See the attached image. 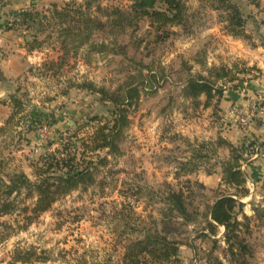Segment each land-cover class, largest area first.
I'll return each mask as SVG.
<instances>
[{
  "label": "rangeland",
  "instance_id": "obj_1",
  "mask_svg": "<svg viewBox=\"0 0 264 264\" xmlns=\"http://www.w3.org/2000/svg\"><path fill=\"white\" fill-rule=\"evenodd\" d=\"M98 1L105 9L117 8L125 12L131 11L134 3V0ZM184 1L188 14L194 15L189 30L179 25L158 30L148 19H142L135 32L129 30L118 39L120 46H126L127 57L115 51L88 54L85 45L76 56L70 54L58 74L49 68L45 71L42 66L44 62L57 60L62 52L54 37L56 33L50 34V26L37 34L42 45L34 50L39 52L32 53L33 60L24 65L23 73L17 79L12 78L14 81L3 84L15 87L13 92L19 88L21 95L27 94L24 97L26 109L17 116L14 123L17 125L0 136V159L6 158L10 168L23 170L31 179H35L32 163L46 153L49 145L53 149L67 143L81 146L97 125L92 117L108 115L107 105L111 104H102L97 92L78 88L77 84L88 81L97 87L116 91L129 79L143 77V82H139L143 85L139 98L128 107L130 124L125 128L121 152L108 155V168L99 175L100 182L59 199L51 209L31 221L27 217L32 215L31 212L0 215V264H9L17 249L31 247H36L42 258H48L45 264H83L85 261L89 264H122L127 241L140 235L143 218L151 212L159 215V204L148 203L152 189H158L165 182L176 189L186 179L198 182L204 187L193 185L188 188L185 184L183 189L188 201L200 211L205 210L220 193L235 192L222 180L220 161L229 154L224 149L195 172L179 178L175 175L178 163L192 157L189 142L197 144L215 140L227 127L222 120L220 100L213 98L205 105L206 96L202 95L193 101L184 96L183 87L190 75L207 76L208 69L213 66L238 64L242 67L246 64V67H252L235 51L239 48L245 54L250 53V48L259 43L253 40L259 38V34L254 33L251 21H247L245 28L249 36L235 37L220 16L225 14L212 9L210 0ZM233 1L241 6L245 17L253 12L250 5L255 4L258 8L262 5L257 0ZM84 3L85 0H0V19L5 30H13V34L26 44L36 32L16 24L15 12L27 8L48 17L54 4L61 8L65 5L80 7ZM91 13L99 15L96 7ZM163 31L168 35L160 40L158 35L163 36ZM202 55L205 66L198 62ZM36 61H41V65ZM139 69H142V75L138 73ZM251 74L249 71L236 73L238 79H221L217 85L225 91L238 86L239 79ZM151 75H157L159 83L157 80L151 82ZM256 141L261 149L262 140L257 138ZM234 144L250 153L245 156L247 163L243 164L250 181L247 184L249 194L240 200L244 203V212L252 218V229L247 235L254 249L252 264H264V163L249 165L264 156V143L262 153L259 149L261 154L256 159H252L254 140ZM107 153V149L98 151L102 156ZM254 207H258L261 217L257 216ZM202 227L204 223L191 224L185 229L182 237L189 239L191 245L180 246L179 261L175 264H208L206 256L212 242L198 235ZM218 232L219 246L215 253L224 264H231L224 254V228L220 227Z\"/></svg>",
  "mask_w": 264,
  "mask_h": 264
},
{
  "label": "trees",
  "instance_id": "obj_2",
  "mask_svg": "<svg viewBox=\"0 0 264 264\" xmlns=\"http://www.w3.org/2000/svg\"><path fill=\"white\" fill-rule=\"evenodd\" d=\"M210 4L219 14H225L220 16L226 21V28L231 35L249 36L246 35L245 28L248 20L238 3L233 0H210ZM93 7H96L99 15H92ZM13 16L16 24L23 25L29 30L34 29L36 32L33 39L26 43L28 50L41 47L42 42L38 40V33L47 30L50 26L52 28L50 34L56 33L54 37L59 41L62 52L57 60H50L42 65L45 71L49 68L54 74H58L68 62L70 54L76 56L79 49L85 45L88 46V54L115 51L127 57L126 46H120L118 39L129 30L135 32L142 19H148L158 30L168 25H179L189 30L191 19L194 18V15L188 14L184 0H134L132 10L127 12L117 8L105 9L98 0H85L84 5L80 7L65 5L59 8L54 4L51 15L48 17L39 11L27 8L20 9ZM46 21L49 23L46 24ZM167 35L168 33L163 31V36L158 35V38L161 40ZM135 47H138V44ZM198 62L206 65L204 55L198 57ZM246 66L244 64L238 67V64H234L230 67L225 64L210 67L207 76L190 75L183 87L184 96L197 101L205 95V105H208L213 98L220 100L224 90L217 85L219 80L238 79L235 76L236 73L244 74L247 71L257 77L253 72H259L260 69L256 66ZM187 67L191 69V66ZM138 73L142 75V69H139ZM151 78V82L157 80L159 83L157 75H151ZM246 79L247 77L239 80ZM142 80L143 77L129 79L116 91L97 87L93 82L88 81L77 84L78 88L97 92L102 104H111L107 105L108 115L92 117L97 125L81 146L67 143L53 149L49 145L46 153L31 165L35 179H31L21 169L10 168L9 161L4 157L1 158L0 215L31 212L32 215H27L31 221L39 214L51 209L59 199L76 190H87L100 182L99 175L108 168V155H119L121 152L125 128L130 124L128 107L139 98L140 87L143 85L139 82ZM22 95L19 88L9 95L8 102L12 112L4 127H0V136L8 128L13 129L17 125L14 124L17 116L24 113L26 109L24 97L27 94L22 93ZM189 145L192 147V157L178 163L175 172L177 178L195 172L203 163L218 157L219 150L224 149L229 154L220 161L222 180L235 192L220 193L211 204L206 205L205 210L200 211L198 206L188 201L183 189L186 185L188 188H192L193 185L204 187L198 182L194 183L186 179L179 189L165 182L158 189H152L148 196V203L159 204V215L155 216L154 212H151L143 218L140 235L127 241L122 264L177 263L180 246L191 245L189 239L182 237L186 233L185 229L191 224L198 223H204L198 235L212 242V247L206 256L208 264H224L220 256L215 253L219 246L217 235L220 227L224 228L223 240L226 244L224 254L230 263L252 264L254 249L247 239L252 229V218L244 212V203L240 200L242 196L249 194L246 185L247 173L243 169V164L247 163L248 158L245 156L250 153H246L222 135L217 136L215 140L201 141L197 144L189 142ZM252 147L255 152L257 145L254 144ZM48 148H51V151ZM102 149H107V156L98 154V151ZM27 201H31L29 205ZM129 209L134 213L131 206ZM253 209L257 216L261 217L258 207ZM47 260V257L42 258L36 247H31L27 250L17 249L11 261L23 264H36L43 261L45 264ZM83 264L89 263L85 261Z\"/></svg>",
  "mask_w": 264,
  "mask_h": 264
},
{
  "label": "crops",
  "instance_id": "obj_3",
  "mask_svg": "<svg viewBox=\"0 0 264 264\" xmlns=\"http://www.w3.org/2000/svg\"><path fill=\"white\" fill-rule=\"evenodd\" d=\"M257 1H260L262 5L259 8L255 6V4L250 5L249 8L252 9L253 12L247 13V18H249L247 20L248 22L251 21L253 30L255 29L254 33L259 34V38H253L255 41L258 40L259 43L250 48V53L248 54L243 53V50H239V48L236 49L235 52L237 53V56H241L240 58L247 60L248 65L256 66L260 69V71L253 72L257 77L249 75L246 80L239 81L238 86L225 90L219 101V107L223 108L224 118L222 120H225L224 122L227 124V127L223 128L224 130L221 132L223 136L229 138L236 144H243L246 140L250 139L254 140L255 144H259L256 141L258 138L262 140V143H260L261 145L259 146L263 150L264 117L258 115L249 127L243 128L239 125L236 118L226 116V112L234 105L248 109L257 102L264 104V23H262V20H264V0ZM15 37L16 36L13 34V30L4 29V25L0 19V127L11 114L12 107L7 99L9 98L11 92H13L12 90L15 88H9L7 85L3 86V84H5L4 82L11 83L14 81L12 78L17 79L18 76L23 73L21 69L24 65L26 66L28 61L33 60L32 53L34 55L36 52H39L38 50H28L25 46L26 44L23 43V39L21 37H16L18 38L16 39ZM236 40L241 41L240 38H236ZM36 62L38 65H41V61ZM3 79H5V81ZM261 149L260 151L262 153ZM261 153L259 152L258 156L252 159L258 158ZM263 163L264 156L249 165L251 167L255 165H262ZM249 182L247 173V184ZM9 264L23 263L11 261Z\"/></svg>",
  "mask_w": 264,
  "mask_h": 264
},
{
  "label": "built area",
  "instance_id": "obj_4",
  "mask_svg": "<svg viewBox=\"0 0 264 264\" xmlns=\"http://www.w3.org/2000/svg\"><path fill=\"white\" fill-rule=\"evenodd\" d=\"M258 115L264 117V104H261L259 102L254 103L248 109L238 105H234L230 107V109L226 112V116H231L236 118L239 125L242 126L243 128L249 127L253 123V121L257 118ZM48 150L51 151V148H48ZM258 154H259V147L255 149L252 158H255L256 156H258Z\"/></svg>",
  "mask_w": 264,
  "mask_h": 264
}]
</instances>
